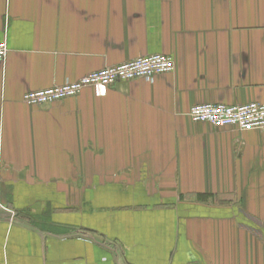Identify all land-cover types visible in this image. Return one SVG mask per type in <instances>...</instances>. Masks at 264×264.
<instances>
[{"label":"crops","instance_id":"crops-1","mask_svg":"<svg viewBox=\"0 0 264 264\" xmlns=\"http://www.w3.org/2000/svg\"><path fill=\"white\" fill-rule=\"evenodd\" d=\"M0 264H264V0H0ZM151 54L173 72L29 106Z\"/></svg>","mask_w":264,"mask_h":264},{"label":"built area","instance_id":"built-area-1","mask_svg":"<svg viewBox=\"0 0 264 264\" xmlns=\"http://www.w3.org/2000/svg\"><path fill=\"white\" fill-rule=\"evenodd\" d=\"M7 54L4 41L0 42V61ZM171 56L151 54L135 60L102 68L73 82L26 94L22 101L29 106H43L73 98L85 88L106 90L120 83L134 80L152 82L160 74L173 72ZM193 123L209 124L215 128H234L239 132L264 130V103L242 105L197 104L187 113Z\"/></svg>","mask_w":264,"mask_h":264}]
</instances>
